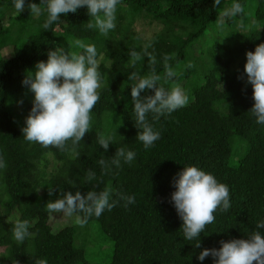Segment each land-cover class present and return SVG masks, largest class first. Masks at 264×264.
I'll return each mask as SVG.
<instances>
[{
	"label": "trees",
	"instance_id": "trees-1",
	"mask_svg": "<svg viewBox=\"0 0 264 264\" xmlns=\"http://www.w3.org/2000/svg\"><path fill=\"white\" fill-rule=\"evenodd\" d=\"M233 2L221 0L214 7L215 0H120L116 27L103 36L87 28L91 17L86 7L62 15L44 29L46 12L35 16L25 7L14 16L7 12L14 9L13 0H0V155L7 165L0 169V248H5L0 264H34L36 259H46L47 264H95L85 247L77 245L78 230L87 227L97 228L113 243L110 260L97 264H213L211 256L200 261V252L220 248L222 240L246 239L257 230L256 224L264 220V124H257L249 111L253 88L234 65L242 59L245 67L246 53L264 43V0H235L244 13L223 17V27L218 28L222 11ZM142 22L158 24L160 30L147 38L137 31ZM76 39L95 45L103 83L91 112L92 131L75 152H62L23 138L34 100L23 81L29 72L34 74L39 61H47L50 50L82 51L70 47ZM146 44H151L148 52L161 76L163 57H174L169 63L178 75L161 84L166 90L178 85L188 96L185 107L158 121L148 115L161 138L147 150L137 140L133 81L128 80L133 71L140 75L150 71L148 57L134 68L129 64L130 51L143 56ZM9 48L11 55L6 56ZM149 95L154 91L141 93ZM97 133L112 137L107 151L97 142ZM119 147L134 151L135 159L102 174L98 161L110 163ZM187 166L226 184L231 203L227 212L217 210L215 221L193 241L183 238V221L170 202L176 190L173 180ZM89 169L96 179L86 182ZM108 185L134 196L135 203L125 207L119 200L111 211L88 218L84 226L75 221L57 231L50 225L52 213L45 204L58 199L60 191L86 195ZM49 188L54 189L51 196ZM77 215L84 218L83 213L73 217ZM18 219L29 222L31 233L22 243L11 230ZM259 231L264 235V229Z\"/></svg>",
	"mask_w": 264,
	"mask_h": 264
},
{
	"label": "clouds",
	"instance_id": "clouds-1",
	"mask_svg": "<svg viewBox=\"0 0 264 264\" xmlns=\"http://www.w3.org/2000/svg\"><path fill=\"white\" fill-rule=\"evenodd\" d=\"M119 3L120 0H40L37 4L32 0H13V7L17 13H22L27 7L36 16L46 12L47 16L42 25L44 29H49L62 15L67 16L86 7L91 17L87 28L97 29L101 35L107 36L116 27ZM220 3L221 0H215L214 7ZM243 13L244 6L234 0L230 7L222 11L217 27H223V17L234 18ZM71 46L82 51L68 52L63 48L50 50L47 61H39L35 65L34 74L29 72L23 81L34 93L33 107L26 118V126L22 128L23 138L31 143H39L44 148L54 147L62 152H75L86 133L92 131L91 112L100 100L98 89L103 83V77L98 70V52L95 45L76 39ZM149 47L151 44L144 46L143 56L135 50L130 51L129 64L134 68L138 61L148 57L150 71L145 75L133 71L128 76V80L133 81L131 97L135 126L140 130L137 140L146 150L161 138L160 132L154 130L149 123L148 115L151 113L152 119L158 121L162 116L170 115L188 104V96L180 86L172 85L166 90L161 84L162 79L167 83L178 75L169 63L174 57H163L164 74L161 76L156 72L157 61L148 52ZM246 60L244 72L247 83L252 85L254 100L249 111L257 124H264V43L258 44L255 51H248ZM146 90H153L154 95L141 96ZM111 140L112 137L97 133V142L105 151L108 150ZM135 155L134 151L119 147L110 163L101 158L98 164L102 174H109L112 166L121 168L122 161L130 165ZM6 166L3 156L0 155V169ZM177 176L173 180L176 190L171 194L170 202L183 221V238L187 241L198 240L206 225L215 221L214 213L217 210L227 212L231 208L229 187L196 166L184 167ZM95 179L96 173L91 169L87 170L86 182ZM53 192L54 189L49 188V196ZM114 196L118 199H114ZM119 200L125 201V207L135 203L134 196L117 193L108 185L101 191L89 190L86 195H82L80 191L75 194L71 191H60V197L54 201L49 200L45 209L50 214L63 213L67 216L83 213V219L76 216V223L84 226L88 218H99L105 210L111 211ZM28 229L29 222L18 219L11 229L13 238L22 243L31 235ZM256 229L246 239L222 240L220 248L204 249L198 259L203 261L211 256L213 264H264V235L259 231L264 229V220L256 224ZM195 247H201L200 240ZM34 264H47V260L36 259Z\"/></svg>",
	"mask_w": 264,
	"mask_h": 264
},
{
	"label": "rangeland",
	"instance_id": "rangeland-1",
	"mask_svg": "<svg viewBox=\"0 0 264 264\" xmlns=\"http://www.w3.org/2000/svg\"><path fill=\"white\" fill-rule=\"evenodd\" d=\"M3 7V6H1ZM26 10V9H25ZM7 12H14L13 15L17 16L19 13L16 12L15 9L12 11ZM36 16V15H35ZM20 25H14V27H19ZM160 30V25L158 24H149L148 22L139 23L137 26V31L144 34L147 38L151 37L156 31ZM5 55H11V49H7L5 51ZM103 59V58H102ZM244 60L239 59L236 61L234 65L235 70H240L242 75V80L247 83V75L244 72ZM249 84V83H247ZM76 219L73 216H67L63 213H52L50 217V225L55 230H62L67 226H72L75 223ZM82 234V239H80V235ZM78 237L79 243L78 246L85 247L86 251L88 252V258L94 260V263H102L107 262L110 260L112 256L113 250V243L110 242L101 232L97 230L95 227H87L81 228L78 230ZM106 248V249H105ZM5 252V248H0V255ZM97 254L99 255L97 257ZM89 258V259H90Z\"/></svg>",
	"mask_w": 264,
	"mask_h": 264
}]
</instances>
